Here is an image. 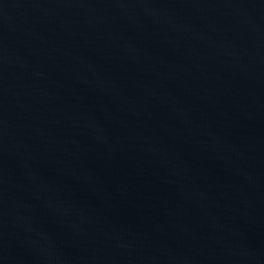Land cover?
<instances>
[{"label":"water","instance_id":"obj_1","mask_svg":"<svg viewBox=\"0 0 264 264\" xmlns=\"http://www.w3.org/2000/svg\"><path fill=\"white\" fill-rule=\"evenodd\" d=\"M0 264H264V0H0Z\"/></svg>","mask_w":264,"mask_h":264}]
</instances>
